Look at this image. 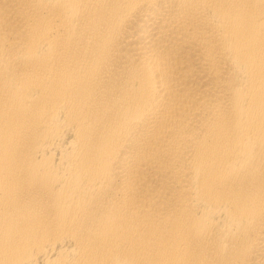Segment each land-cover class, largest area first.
<instances>
[{
  "label": "bare ground",
  "instance_id": "6f19581e",
  "mask_svg": "<svg viewBox=\"0 0 264 264\" xmlns=\"http://www.w3.org/2000/svg\"><path fill=\"white\" fill-rule=\"evenodd\" d=\"M0 264H264V0H0Z\"/></svg>",
  "mask_w": 264,
  "mask_h": 264
}]
</instances>
